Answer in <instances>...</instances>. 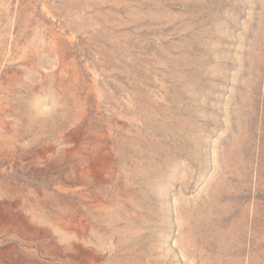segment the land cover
Instances as JSON below:
<instances>
[{
	"label": "rangeland",
	"instance_id": "obj_1",
	"mask_svg": "<svg viewBox=\"0 0 264 264\" xmlns=\"http://www.w3.org/2000/svg\"><path fill=\"white\" fill-rule=\"evenodd\" d=\"M0 264H264V0H0Z\"/></svg>",
	"mask_w": 264,
	"mask_h": 264
}]
</instances>
